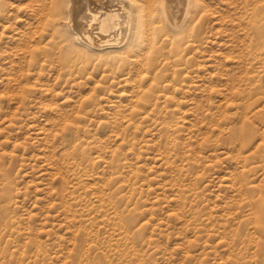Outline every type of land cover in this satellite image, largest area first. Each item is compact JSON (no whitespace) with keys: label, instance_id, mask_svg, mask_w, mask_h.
<instances>
[{"label":"rangeland","instance_id":"1","mask_svg":"<svg viewBox=\"0 0 264 264\" xmlns=\"http://www.w3.org/2000/svg\"><path fill=\"white\" fill-rule=\"evenodd\" d=\"M0 9V264H264L256 0H194L137 80Z\"/></svg>","mask_w":264,"mask_h":264},{"label":"bare ground","instance_id":"2","mask_svg":"<svg viewBox=\"0 0 264 264\" xmlns=\"http://www.w3.org/2000/svg\"><path fill=\"white\" fill-rule=\"evenodd\" d=\"M30 1L39 4L46 29L71 56L85 63L99 60L103 65L134 58L132 79H138L137 73L150 51L160 47L162 23L185 31L190 24L189 8L194 4V0ZM256 1L264 12V0ZM180 12L184 18L178 16ZM178 42H171L177 50Z\"/></svg>","mask_w":264,"mask_h":264}]
</instances>
